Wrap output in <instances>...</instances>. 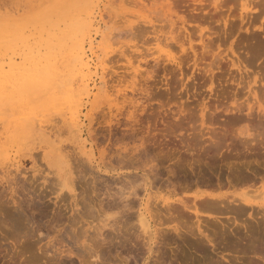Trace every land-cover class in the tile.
Listing matches in <instances>:
<instances>
[{"label": "rangeland", "instance_id": "1", "mask_svg": "<svg viewBox=\"0 0 264 264\" xmlns=\"http://www.w3.org/2000/svg\"><path fill=\"white\" fill-rule=\"evenodd\" d=\"M168 1L186 19L190 42L198 46L200 34L207 42L205 52H197H201L199 56L205 53L202 67L212 69V75L202 73L200 79H194L196 75H193L198 73L192 74L187 69L191 65V62L187 64L190 54L188 57L183 54L178 43L181 40L188 46L186 31L180 28L179 21L171 28L157 8L159 4L153 9L154 3H158L155 0H0V24L3 19L11 20L10 30L18 26L16 31L23 30L26 36L41 30L42 23L48 27L53 18H56L54 23L64 20L69 12L72 15L78 11L75 13L78 18L83 19L87 14L92 19V26L85 29L82 39L84 57L90 60L89 69L80 68L69 42L63 51V59L67 56V60L60 66L65 74L64 82L60 79L51 85L20 79L6 90L0 89V175H7L0 177V264H79L81 259L84 263L80 261V264H156V253L146 260V243L149 232L159 225L155 220L152 227L146 224V212L159 215L165 229L178 226L186 230L198 223L195 209L199 214L220 213L205 209L206 205L215 206L212 202L216 199L212 200L208 194L221 196L222 202L216 203L222 208L217 209L216 204L213 209L228 210L222 213V220L227 221V216L229 220L236 218L237 226L235 222L229 225L238 227L240 235L246 237L239 240L230 234L216 244L217 248L208 246L205 255L211 259L206 261L197 255L200 252L192 253L193 249L178 241V249L183 253L176 260L184 263L195 256L197 263L228 264L225 257L232 264H264V225L260 224H264L260 222L264 210L248 207L241 212L238 205L243 204L233 199L250 191L252 201L264 204V142L258 136L264 126L253 123L264 120V0ZM53 8L57 13L55 9L49 10ZM28 18L32 20L26 24ZM34 20H38L41 29ZM159 28L161 31L157 32ZM171 33L179 39L177 43L170 40ZM34 35L30 37L36 40L29 37L28 45L31 41L32 45L37 44L38 33ZM90 38L94 41L93 53L89 49ZM18 45L17 52L27 51L26 45L21 42ZM9 51L7 56L11 54ZM2 53L1 49L0 56ZM232 56L240 60L241 71L230 64L228 59ZM179 60L183 66L180 71L176 65ZM65 62L73 65L76 72L66 74ZM80 75L88 77L86 90L75 89ZM244 77L256 80L251 84L256 95L249 94ZM133 80L136 87L132 90ZM117 88L122 90L116 92ZM121 93L138 99L131 104L137 105L133 114L136 118L130 114L133 108L128 101L118 103L122 105L116 106L120 109L113 105L111 112L108 111V100L117 95L121 102ZM257 101L263 108H257ZM76 110L79 120L73 122L70 114ZM147 123L155 126L147 128ZM165 126L174 129L161 132L159 129ZM12 160L18 161L17 167L11 165ZM199 194L203 197L195 196ZM168 196V202L173 205L166 206L169 209L166 210L161 200ZM123 203H128L130 209ZM176 207L181 208L176 210ZM251 215L260 217V221L256 218L260 223L256 224ZM116 217L118 226L115 224L114 228L121 232L107 226L100 228L104 218L110 224ZM199 219L205 223L203 217ZM243 219L254 225L252 234L251 231L245 234L240 225ZM182 233L191 237L184 230ZM249 240L261 244L263 250L254 252L244 248ZM152 246L156 251L157 246ZM88 251H97L99 258L94 253L90 256ZM87 253L90 258L85 260Z\"/></svg>", "mask_w": 264, "mask_h": 264}, {"label": "bare ground", "instance_id": "2", "mask_svg": "<svg viewBox=\"0 0 264 264\" xmlns=\"http://www.w3.org/2000/svg\"><path fill=\"white\" fill-rule=\"evenodd\" d=\"M156 2H158V3H154V5H153V2H151L152 3V5L154 6L153 7V9L154 10H156V7L158 6L157 4H159V6L157 7V8H160L161 9V11H162V15L165 17V20L167 19V21L169 22V24H170V26H171V28L173 27L174 28V25L176 24V21H179L180 22V24H181V26H180V28H182L183 30H185L186 31V37H187V39H188V46L187 47H185V45H184V43L181 41V40H179L174 34L172 35V33L170 34V40L172 41H176V43H177V41L179 40V47H180V49H181V51H182V53L183 54H185V55H187V57L189 56L188 54H190V57H188V61H187V57L185 58V60L187 61V64L189 63V62H191V65H189L188 66V68L187 69H189V71H191V73L192 74H194L195 72H197L198 74H194L193 76H195L196 75V77L194 78V79H196V80H198V79H200L201 77H202V73H204V74H206V73H209V74H211L212 75V69H210V68H204V67H202V65H203V63L205 62V53H203L204 55H202L201 54V56H199V54L202 52V50H204L205 48H206V46L208 45L207 44V42L205 43L204 42V40L202 39V37H201V34L199 35V42H200V44L197 46V45H193L191 42H190V40H189V35H187L188 34V32H187V30H186V27H185V21H186V19L183 17V15H180L178 12H176V10H174L173 8H172V6H171V3H172V1L171 2H169L168 0H155ZM175 1V0H174ZM181 2V1H180ZM151 5V6H152ZM155 5H157V6H155ZM175 5V4H174ZM71 5H69V7H70ZM94 6V5H93ZM85 7V6H84ZM83 7V8H84ZM1 8V7H0ZM68 8V7H67ZM71 8V7H70ZM150 8V7H149ZM54 9L55 8H53V9H49L50 11L51 10H53L54 11ZM151 9V8H150ZM153 9H151V10H153ZM176 9V8H175ZM3 10V9H2ZM56 10L57 9H55V12H56ZM63 10V9H62ZM69 10V9H68ZM67 10V11H68ZM67 11H62L63 13L64 12H67ZM69 11H71V10H69ZM81 11H83V10H81ZM87 11V10H86ZM84 12V13H87V12ZM93 11V10H92ZM91 11V12H92ZM16 12H17V10H16ZM15 12V13H16ZM55 12H53V14H55ZM61 12V11H60ZM46 13V12H45ZM51 13V12H50ZM57 13V12H56ZM68 13V12H67ZM70 14H69V16H68V14H67V18H65L64 20L63 19H61L60 20V17H58L57 15L55 16V17H57V20L59 21H62L63 20V22H61L60 23V21L59 22H57V23H54L53 22V19L55 20L56 18H53L52 19V22H50L49 23V25H48V27H47V25H44L43 23H42V29L40 28V26H39V24H38V20H37V22L35 21L36 19H38V18H35V22H33L34 24L36 23V24H38V28L39 29H41V30H38V32L36 31V29L35 30H33V31H36L37 33H38V35H37V44L36 45H32V44H34V42H32L31 41V43L32 44H30V45H28L26 42H30V41H28V39H29V37L30 36H32L34 33H35V35L37 34L36 32H33L32 34H30V35H28L29 34V32L31 31H29L28 33H27V35L28 36H26V35H24V31L22 30V31H16L19 27L17 26V28H15V30L14 31H11L10 30V24H11V20L10 21H8V19H3L4 21H3V23L2 24H0V43H1V49L3 50V53L1 54V56H0V89H4V90H6L11 84H14V83H16V82H18L20 79H23V80H26V81H28V82H32V83H35V82H41V81H43V82H47V83H49V84H55V83H57V80H60V79H63V81L62 82H64L65 80H64V76H65V74L63 73H61L63 70L62 69H60V66H61V64H62V62H64L65 61V59L67 60V56H66V58L65 59H63L65 56H64V54L65 53H63V51H64V49H65V47H68L67 46V44L70 42V43H72V49H74L73 51H74V53H75V55H73V57H75V58H77L78 60H79V65H80V68L82 69V68H87V69H89L90 68V66H89V64H90V60H88V58L87 59H85V55H84V53H85V50H83V45H82V39H83V35H84V37H85V33H86V31H85V29H88L90 26H92V19H89L90 17H88L87 16V14H86V17L85 16H82L83 17V19L81 18H78L77 17V15L75 14V13H78V11L77 12H75V13H72V15H74L75 14V16H72L71 15V12H69ZM82 14V13H81ZM92 14V13H91ZM161 14V13H160ZM51 15H52V13H51ZM66 15V13L64 14V16ZM85 15V14H84ZM88 15H90V14H88ZM13 16V15H12ZM63 16V15H62ZM64 16L62 17V18H64ZM173 16L175 17V19L173 18ZM43 17V16H42ZM85 17V18H84ZM46 18H49V17H46ZM45 18V19H46ZM50 18H51V16H50ZM59 18V19H58ZM0 19H1V17H0ZM44 19V20H45ZM30 20H32L31 18H28V21H27V23L26 24H28V22L30 21ZM40 20V19H39ZM49 20V19H48ZM48 20H46V21H48ZM25 21V20H24ZM23 22V21H22ZM41 22V21H40ZM49 22V21H48ZM151 22V21H150ZM30 23V22H29ZM188 22H186V24H187ZM13 24V23H12ZM22 24H24V23H22ZM46 24H48V23H46ZM62 24H63V26H62ZM30 26H32V24L30 25ZM153 27V26H152ZM22 28V27H21ZM154 28V27H153ZM23 29V28H22ZM159 31H161V29L159 28L158 30H157V32H159ZM32 32V31H31ZM170 32H172V31H170ZM91 33V32H90ZM147 33V32H146ZM165 33V32H164ZM34 35V36H35ZM177 35V34H176ZM164 36V38H165V40H168V36L167 37H165V35H163ZM81 37V38H80ZM89 37V36H88ZM91 37V36H90ZM30 38H33V37H30ZM132 38V37H131ZM156 38H158V37H156ZM177 38V39H176ZM33 39H35V38H33ZM36 40V39H35ZM158 40V39H157ZM156 40V41H157ZM159 40H161V39H159ZM89 49H90V51L93 53V51H92V49H93V38H90L89 40ZM19 42H21L22 44H24V45H26L25 47L27 48V51H26V49H25V51H23L22 53L20 52H17L18 50H17V46H20V45H18V43ZM209 42V41H208ZM211 42V41H210ZM157 43H158V41H157ZM156 43V44H157ZM261 43V42H260ZM22 46V45H21ZM70 46V45H69ZM209 47V46H208ZM21 48V47H20ZM19 48V49H20ZM0 49V50H1ZM8 50H10L9 52H11V54L10 55H8L7 56V52H8ZM66 50V49H65ZM198 50H201V52L199 53V52H197ZM206 50V49H205ZM205 50L203 51V52H205ZM72 52V51H71ZM231 53L232 54H234V52H233V50H231ZM69 56V55H68ZM234 56V55H233ZM233 56H232V58H229L228 60H229V62H230V64L232 65V66H236V68H237V71L239 70V71H241L240 70V67L238 66V63H240V60L239 59H237L236 58V60H234L233 59ZM108 57V56H107ZM71 59V58H70ZM70 59H69V61H70ZM130 59V58H129ZM128 59V61H130ZM108 60V59H107ZM227 60V61H228ZM101 61V60H100ZM103 61V60H102ZM159 61V60H158ZM170 61H171V59H170ZM66 63V74H72V72H73V65H69L68 64V62H65ZM70 63V62H69ZM130 63V62H129ZM148 63V62H147ZM175 63V62H174ZM157 64V63H156ZM159 64H160V62H159ZM176 65H177V68H179V70L178 71H180V70H182V65H181V63H180V60H179V62H176ZM133 66V65H132ZM154 66V65H153ZM175 66V65H174ZM204 66V65H203ZM75 67V66H74ZM79 68V69H80ZM137 69V68H136ZM136 69L134 70V72H136ZM173 69V68H172ZM241 69H242V67H241ZM76 70V69H75ZM74 70V72H76ZM78 70V69H77ZM138 70V69H137ZM200 70H202V72L200 71ZM132 71V70H131ZM141 72V71H140ZM133 73V72H132ZM181 74H183V71H181L180 72ZM179 73V74H180ZM201 75H200V74ZM243 73V72H242ZM137 74V73H136ZM140 74V73H139ZM138 74V75H139ZM180 74V75H181ZM240 74V73H239ZM130 75V74H129ZM133 75V74H132ZM125 76V75H124ZM141 76V75H140ZM77 77V76H76ZM133 78H135V74L132 76ZM155 77V76H154ZM242 76H241V74H240V78H241ZM88 78V77H87ZM87 78H85L84 77V75H80V76H78V78H77V80H78V83H76V84H78L79 86H76L75 87V89L77 88V87H79V88H81V90H86V87H87V85H88V79ZM198 78V79H197ZM244 78H246V77H244ZM76 79V78H75ZM207 79H208V77H207ZM242 79V78H241ZM210 80H211V77H210ZM243 80V79H242ZM61 81V80H60ZM114 81V80H113ZM205 81V80H204ZM244 81V80H243ZM255 79L254 78H252V79H248V78H246V85H247V91L249 92V94L251 93L253 96L254 95H256V91L254 90V87L252 88V86H251V84L253 83H255ZM75 82H76V80H75ZM118 82V81H117ZM121 82V81H120ZM245 82V81H244ZM71 83L73 84L74 83V81L72 82L71 81ZM65 84V83H64ZM124 84V83H123ZM205 84V83H204ZM136 85V83H135V81L133 80L132 81V90L134 89V86ZM138 85V84H137ZM140 85V84H139ZM63 86V85H62ZM68 86V85H67ZM71 86H73L74 87V84L73 85H71ZM70 86V87H71ZM129 86V85H128ZM66 87V86H65ZM107 87V86H106ZM117 87V86H116ZM136 87V86H135ZM203 87H204V85H203ZM90 88V87H89ZM95 88V87H94ZM67 89V88H66ZM74 89V90H75ZM88 89V88H87ZM114 89H115V87H114ZM120 88H117L116 89V92H117V90H119ZM76 90H80V89H76ZM107 90V89H106ZM122 90V89H121ZM121 90H119V91H121ZM124 90V89H123ZM142 90V89H141ZM144 90H146V95H148L149 96V94H148V88H146V89H144ZM154 90V89H153ZM209 92H212L211 91V87L209 86ZM72 91H73V89H72ZM100 91V90H99ZM143 91V90H142ZM165 91V90H164ZM89 92H91V90L89 91ZM188 92V91H187ZM80 93V92H79ZM154 93V92H153ZM157 93V92H156ZM122 95H120L121 97H122V100H121V102H119L118 101V97H116L117 95H115V97L113 98V99H111V100H108V111L109 112H111V108L113 107V105L115 106V108L116 109H120L119 107H121V106H119V104L120 103H124V102H126V101H128V103L130 104L129 105V107L131 106V108H133V111L131 110L130 111V114L132 115V118L134 117V118H136L137 117V115H133L135 112H136V110L138 109H136V106L137 105H131V104H133V103H135V102H137L138 101V99H135V98H133V96H129V95H127L128 93H121ZM156 95V94H155ZM158 95V94H157ZM164 95V94H163ZM74 96V95H73ZM89 96V95H88ZM110 96V95H109ZM158 97H160V95H158ZM256 97V96H255ZM161 98H162V95H161ZM80 99L81 100H83L81 97H80ZM146 99H147V97H146ZM155 100V99H154ZM161 100V99H160ZM78 101H80L79 99H78ZM140 102V101H139ZM167 102H169V101H167ZM79 103H81V101L79 102ZM87 103V102H86ZM111 103H114V104H112V106H111ZM119 103V104H118ZM76 104H77V102H76ZM138 104V103H137ZM142 104V103H141ZM141 104H140V106H141ZM152 104V103H151ZM158 104V103H157ZM139 105V104H138ZM77 106V105H76ZM116 106H119V107H116ZM206 106V105H205ZM73 107H75V105L73 106ZM139 107V106H138ZM142 107V106H141ZM141 107H139L140 109H141ZM203 107V106H202ZM144 108V107H143ZM203 108H205V107H203ZM203 108L201 109L202 111H203ZM252 108V106H248V109H251ZM257 108H259V109H261V108H263V106H262V104L259 102V101H257ZM73 109H75V108H73ZM105 110V109H104ZM134 110H135V112H134ZM78 110H76L73 114H70L71 115V117H70V119H71V121H73V122H77L78 120H79V114H78ZM136 114V113H135ZM138 114V113H137ZM200 114H202L201 115V121H200V123H201V125H203V118H204V113L202 112V113H200ZM136 116V117H135ZM133 120V119H132ZM179 120V119H178ZM239 120V119H238ZM137 121V120H136ZM188 121V120H187ZM264 121V120H263ZM263 121H258V122H253L254 124H256V126L258 127L259 125L260 126H264V122ZM150 123H152L151 121H150ZM179 124V123H178ZM134 125V124H133ZM139 125V124H138ZM151 126L152 125H154L155 126V123L154 124H150ZM149 123H147V125H146V127L148 128L149 126ZM181 125V124H180ZM162 126V125H161ZM175 126H178V125H175ZM164 129H159L160 131L161 130H163L165 133H168L170 130H173L172 129V127H170V126H165V127H163ZM162 132V131H161ZM164 132H163V135H164ZM161 135H162V133H161ZM160 135V136H161ZM164 136H166V135H164ZM258 136L260 137V141L263 143L264 142V130H262V131H258ZM2 140V139H1ZM84 141V140H83ZM87 141V140H86ZM82 144V146H85V144H84V142L83 143H81ZM82 148V147H81ZM90 148V147H89ZM19 150V149H18ZM89 150V149H88ZM92 149H90V151H91ZM85 151V150H84ZM25 153V152H24ZM35 153V152H34ZM91 153V152H90ZM13 155H14V153H12ZM92 154V153H91ZM31 155H33V153L31 154ZM19 157V156H18ZM34 157V156H33ZM10 158V157H9ZM17 158V157H16ZM4 159V158H3ZM12 159H14V158H12ZM71 159V158H70ZM93 159V158H92ZM10 161V160H9ZM13 161V160H12ZM11 161V162H12ZM17 162L18 161H13L12 163H11V165H13V166H16L17 167ZM34 162H35V160H34ZM9 163V162H8ZM17 164V165H16ZM72 164V163H71ZM74 164V163H73ZM75 164H77V163H75ZM10 165V164H9ZM70 165V164H69ZM34 166V165H33ZM36 166V165H35ZM76 166V165H75ZM70 167V166H69ZM74 168V167H73ZM76 169V168H75ZM24 170V169H23ZM32 170H34V169H32ZM36 170V169H35ZM74 170V169H73ZM19 171V170H18ZM30 171H31V169H30ZM74 172V171H73ZM11 173V172H10ZM5 174V173H4ZM77 174V173H76ZM75 174V175H76ZM12 175V174H11ZM2 175H0V177H1ZM7 175H5V176H2V178L4 177H6ZM10 175H8V177H9ZM8 177H7V181H9L8 180ZM11 177V176H10ZM15 178V177H14ZM255 178V177H254ZM13 179V178H12ZM73 179V178H72ZM2 180V179H1ZM0 180V181H1ZM4 180H6V179H4ZM252 180V179H251ZM251 180H249V181H251ZM255 181V180H254ZM2 182V181H1ZM15 182V181H14ZM9 183H11L10 181H9ZM263 183V182H262ZM7 184V183H6ZM58 184H60V186L63 184V183H61L60 181H58ZM7 185H9V184H7ZM39 185V184H38ZM255 185V184H254ZM10 186H12L11 184H10ZM51 186V185H50ZM1 187V186H0ZM8 187V186H7ZM46 187V186H45ZM44 187V188H45ZM62 187H63V185H62ZM61 187V188H62ZM259 186H257V188H258ZM59 188V187H58ZM256 188V189H257ZM39 189V188H38ZM68 189L69 190H73V186L71 185H68ZM255 189V190H256ZM2 190V192H3V189H1ZM8 190V189H7ZM14 190V189H13ZM50 190V189H49ZM59 190V189H58ZM253 190V189H252ZM254 190V191H255ZM6 191V190H5ZM253 191V192H254ZM1 192V193H2ZM53 193H54V190L52 191ZM248 192V191H247ZM250 192V191H249ZM249 192H248V194H249ZM252 192V191H251ZM257 192V191H256ZM259 192V191H258ZM5 193V192H4ZM8 193V192H7ZM47 193H49L48 191H47ZM51 193V192H50ZM6 194V193H5ZM247 193H246V191L244 192V193H241V194H239L237 197H234L233 199H236L237 201H238V203H242L243 205H238V208L241 210V212L242 211H244L245 210V208H251V209H254V208H262V210H264L263 209V205L264 204H262V203H256V202H254V201H252L253 199L250 197V194L248 195ZM258 194V193H257ZM259 194H261V192L259 193ZM11 195H13L12 193H11ZM48 195V194H47ZM120 195H121V193H120ZM130 195V194H129ZM10 196V195H9ZM14 196V195H13ZM165 196V195H164ZM195 196H200V197H203V194H199V195H195ZM208 197H211V199L212 200H215V201H213L212 203H214V205L215 206H213V204L210 206V205H206L207 207H205V209L207 208L208 210L211 208L212 210V212H215V213H217V212H220L219 214L217 213V214H210L209 212H206V213H202V214H199V212L195 209V211H194V214H195V216H196V220L198 221V223L195 225V227H189L188 229H181L180 227H178V226H173L171 229H165L164 228V224H163V222H164V220H162L161 218H160V216L159 215H157V214H155V213H153V211L151 212L152 214H150L149 213V215L147 214L148 212H146V224H148V225H150L151 227H152V222L155 220V222L157 223V225H159V226H157V228H153V230L152 231H150L149 232V234H148V240H147V243H146V253H147V256H146V260L148 259V258H150L151 256H152V254H154V253H156L155 255H156V257H155V262H156V264H208L207 262H205L206 260L205 259H207L208 257L205 255V250L208 248V246H210L212 249H214V248H217L216 247V244L218 243H221L223 240L225 241L226 240V238H228L229 236H232V235H230V234H233L235 237H237V238H240L239 240H241V238L243 239L244 237H246V235H244L243 237L240 235V229L238 228V227H236V229L235 228H231V226L230 225H232L233 224V222H235L236 224V226H237V221H236V218L235 219H231L232 220V222H230L231 220H229L230 219V217L229 216H227L228 218H227V221L225 220V221H223L222 220V216L224 215V214H222L223 212H225V210L224 211H222L221 209L220 210H217V209H219V207H220V205L218 206V204L216 203V201H220V202H222V200L223 199H220L221 198V196L219 197V196H215V195H212V194H208L207 195ZM252 197H253V195H251ZM43 197V196H42ZM45 197V196H44ZM161 197H163V196H161ZM160 197V198H161ZM169 197V196H168ZM255 197V196H254ZM84 198V197H83ZM125 198H126V196H125ZM127 198H129V197H127ZM159 199V198H158ZM170 200V197L169 198H163L162 200H161V202H163L162 204H164V205H162V206H164L165 207V209H166V206L168 207L169 206V200ZM173 199V198H172ZM220 199V200H219ZM82 200H84V199H82ZM124 200V199H123ZM130 200V199H129ZM176 200V199H175ZM225 200V199H224ZM16 201V200H15ZM57 201V200H56ZM55 201V202H56ZM119 201V200H118ZM160 201V200H159ZM179 201V200H178ZM208 201H210V200H208ZM226 201V200H225ZM234 201V203H236L235 202V200H233ZM113 202H115V201H113ZM129 202V201H128ZM142 202V201H141ZM161 202H160V204H161ZM183 202V201H182ZM207 202V201H206ZM219 202V203H220ZM177 203V202H176ZM209 203V202H208ZM207 203V204H208ZM223 203H225V202H223ZM264 203V202H263ZM128 204V203H127ZM126 204V205H127ZM132 204V203H131ZM150 204V203H149ZM184 204V203H183ZM216 204H217V206L218 207H216ZM123 205H125L124 203H123ZM125 205V206H126ZM173 204H172V202H171V204H170V206H172ZM181 205H182V203H181ZM186 205V204H185ZM185 205H184V207H185ZM227 205V204H226ZM110 206V205H109ZM113 206V205H112ZM117 206V205H116ZM156 206V205H155ZM169 206V207H170ZM202 206H204V205H202ZM210 206V207H209ZM231 206V205H230ZM263 206V207H262ZM122 207H124V206H122ZM127 207L129 208V207H131V206H129V204L127 205ZM168 207V208H169ZM192 207V206H191ZM215 207L217 208L216 210H214L215 209ZM224 207V206H223ZM124 208H126V207H124ZM127 208V209H128ZM147 208V210H149L148 209V207H146ZM160 208H162V207H160ZM172 208V207H171ZM177 208H181V207H176V210H177ZM204 208V207H203ZM214 208V209H213ZM220 208H222V207H220ZM235 208V207H234ZM130 209V208H129ZM141 209V208H140ZM157 209V208H156ZM173 209V208H172ZM175 209V208H174ZM173 209V210H174ZM230 209H232L231 207H230ZM236 209V208H235ZM234 209V210H235ZM244 209V210H243ZM124 210V209H123ZM152 210V209H151ZM166 210H169V209H166ZM246 210H248V209H246ZM2 211V210H1ZM125 211V210H124ZM158 211H160V209L158 210ZM158 211H156V212H158ZM183 211V210H182ZM210 211V210H209ZM222 211V212H221ZM228 211V210H227ZM226 211V212H227ZM253 211H255V210H253ZM121 212H123V211H121ZM126 212H128V211H126ZM150 212V211H149ZM169 212V211H168ZM190 212V211H189ZM225 212V213H226ZM234 212V211H233ZM169 214V213H168ZM236 214H238V213H236ZM239 214H240V212H239ZM250 214H253V213H250ZM1 215V214H0ZM22 215V214H21ZM142 215V213L141 212H139V216H141ZM175 215L176 214H174L173 216L175 217ZM262 216H260V217H262V219H261V221L259 220V218H257L256 216H254L253 217V215H251V216H249L252 220H255V222H256V224H259L260 222H263L264 223V213L262 212V214H261ZM106 216H107V214H106ZM109 216V217H108ZM107 217V219H109L110 218V216L111 215H108ZM126 216V215H125ZM172 215H169L168 217L169 218H172L173 217ZM198 216H199V218H200V216L201 217H203L204 219H203V221L205 222V223H201V219H199L198 218ZM239 216V215H238ZM13 217V216H12ZM11 217V218H12ZM15 217V216H14ZM127 217H128V215H127ZM173 217V218H174ZM106 218V217H105ZM104 218V220L105 221H107V219H105ZM168 218V219H169ZM232 218V217H231ZM260 221L259 223H258V220ZM111 219V218H110ZM116 219H118L117 217L115 218V220H114V218H112V220H114L112 223H110L109 224V221L107 222V223H105V221L102 223V226L100 227V228H102V229H104V227H106V228H110V229H113V231H116L117 232V230L116 229H118V231H120V229L119 228H114V226H115V224L117 225L118 223L116 222L117 220ZM126 219V218H125ZM142 219H143V217H142ZM249 219V218H248ZM22 220V219H21ZM111 220V221H112ZM127 221H128V219H126ZM211 220V222L212 223H210L209 221ZM172 221V220H171ZM184 221V220H183ZM243 221H244V219H243ZM4 222V221H3ZM120 222V221H119ZM252 223H254L253 221H251ZM16 223V222H15ZM125 223V222H124ZM229 223H231L230 225H229ZM126 224L127 223H125V225H124V227L126 226ZM155 224V223H154ZM255 224V223H254ZM255 224V225H256ZM262 226L264 225V224H262V223H260ZM120 225V224H119ZM123 225H120V226H123ZM202 225V226H201ZM239 225V224H238ZM240 225H242V228L245 230V234L246 233H250V231L252 230V225L253 224H251L250 222L248 223V222H245L244 221V223H241ZM239 225V226H240ZM1 226V225H0ZM8 226V225H7ZM118 226V225H117ZM193 226V225H192ZM254 226V225H253ZM124 227H123V229H124ZM205 227V228H204ZM258 227H260L259 225H258ZM257 227V228H258ZM4 228H6V227H4ZM184 228V227H183ZM202 228H204V229H202ZM255 228V227H254ZM97 229H99V228H97ZM102 229H100V230H102ZM115 229V230H114ZM126 229V228H125ZM100 230H98V231H100ZM126 230H128V229H126ZM185 231V232H187V233H189V235L191 236L190 238L188 237H186L183 233H182V231ZM229 231V234H226V233H228V231ZM256 230V229H255ZM255 230L253 229V231L255 232ZM1 231V230H0ZM112 231V230H111ZM123 231V230H122ZM219 231V232H218ZM225 231H227L226 233H225ZM84 232V231H83ZM102 232V231H101ZM121 232V231H120ZM167 232L169 233H172V236L170 235L169 236V234H168V236L166 235L167 234ZM86 233V232H85ZM100 233V232H99ZM98 233V234H99ZM126 233H128V232H126ZM101 234H103V232L101 233ZM116 234H118V233H116ZM173 234L175 235V236H173ZM183 234V235H182ZM250 234H252V231H251V233ZM249 234V235H250ZM5 235V234H4ZM3 235V236H4ZM13 235V234H12ZM96 235V234H95ZM120 235H121V233H120ZM125 235V234H124ZM128 235V234H127ZM131 235V234H130ZM17 236V235H16ZM99 236H100V234H99ZM113 237V236H112ZM117 237H119V235L117 236ZM123 237H125V236H123ZM127 237V236H126ZM130 237V236H129ZM128 237V238H129ZM251 237V236H250ZM17 238V237H16ZM133 238V237H132ZM248 238V237H247ZM246 238V239H247ZM13 239V238H12ZM103 239H105V237L103 238ZM103 239H102V241H103ZM124 239V238H123ZM126 239V238H125ZM130 239V238H129ZM128 239V240H129ZM245 239V238H244ZM110 240V239H109ZM132 240V239H131ZM238 240V239H237ZM250 240H251V238H250ZM248 241V243H246V245H245V247L244 248H248V249H250L251 251H254V252H257V251H260V250H263V248H262V245L260 244V245H258L257 243H255V242H253V241ZM252 240H254V239H252ZM105 241V240H104ZM181 242V244H183V243H185L186 244V247H188V248H191V249H193L194 251L192 252V251H190V252H192V253H198V252H200V254L198 253L197 255L198 256H200L201 257V259L202 260H205L203 263H197V261H198V259L195 257V256H193V257H189L188 258V260L186 261V262H184V263H182V262H179V261H177L176 259L183 253V252H181V251H179V249H178V244L177 243H179V242ZM241 242V241H240ZM88 243V242H87ZM86 244V243H85ZM132 244V243H131ZM152 244H154V245H156L157 246V248H156V251H155V249H154V251H153V246H152ZM84 245V244H83ZM82 245V246H83ZM91 245V244H90ZM126 245V244H125ZM133 245V244H132ZM85 246L86 245H84V248H85ZM89 246V245H88ZM135 246H137V245H135ZM183 246H184V244H183ZM183 246H181V247H183ZM185 247V246H184ZM20 248V247H19ZM83 248V249H84ZM89 248H92L91 246L89 247ZM132 248V247H131ZM137 248V247H136ZM162 248H164V249H162ZM22 250H23V248H21ZM24 249H26V248H24ZM88 249V248H87ZM137 249H139V248H137ZM190 249V250H191ZM19 250V249H18ZM27 250V249H26ZM86 250V249H85ZM90 250V249H89ZM92 250V249H91ZM94 250V249H93ZM95 250H96V248H95ZM130 250V249H129ZM135 250V249H134ZM140 250V249H139ZM138 250V251H139ZM21 251V250H20ZM67 251H69V250H67ZM131 251V250H130ZM22 252V251H21ZM21 252H19V253H21ZM23 252H24V250H23ZM131 252H133V251H131ZM70 253V252H69ZM88 253H90V256H92V254L93 255H95L96 257L95 258H99V256L97 255V251H94V252H91V251H88ZM87 253V254H88ZM92 253V254H91ZM136 253V252H135ZM122 254V253H121ZM18 255V254H17ZM154 255V256H155ZM195 255V254H194ZM88 256H89V254L87 255V259H85V260H88ZM90 256H89V258H90ZM101 256V255H100ZM84 257V256H83ZM93 257V256H92ZM102 257V256H101ZM120 257H123V256H120ZM223 258V257H222ZM84 259V258H83ZM168 259V260H167ZM208 259H211V258H208ZM207 259V260H208ZM95 260V259H94ZM101 260V259H100ZM173 260V261H172ZM224 260L225 261H227L228 262V264H232L228 259H226L225 257H224ZM81 262H83L84 260H80ZM80 261H79V264H80ZM97 261V260H96ZM124 261H126V258L124 257ZM154 261V260H153ZM88 262H92L90 259H89V261ZM104 262V261H103ZM127 262V261H126ZM213 262V261H212ZM212 262H210V263H212ZM224 262V261H223ZM84 263V262H83ZM215 262H213V264H214ZM219 263H220V261H219ZM218 263V264H219ZM31 264V263H30ZM85 264H87V263H85ZM89 264V263H88ZM146 264H148L147 262H146ZM221 264V263H220Z\"/></svg>", "mask_w": 264, "mask_h": 264}]
</instances>
